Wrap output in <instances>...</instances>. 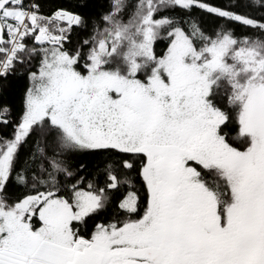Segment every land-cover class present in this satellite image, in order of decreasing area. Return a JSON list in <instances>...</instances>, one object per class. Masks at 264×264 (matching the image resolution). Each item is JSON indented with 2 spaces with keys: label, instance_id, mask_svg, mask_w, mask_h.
Segmentation results:
<instances>
[{
  "label": "snow or ice",
  "instance_id": "6c2138e0",
  "mask_svg": "<svg viewBox=\"0 0 264 264\" xmlns=\"http://www.w3.org/2000/svg\"><path fill=\"white\" fill-rule=\"evenodd\" d=\"M0 264H264V0H0Z\"/></svg>",
  "mask_w": 264,
  "mask_h": 264
},
{
  "label": "trees",
  "instance_id": "16d2710c",
  "mask_svg": "<svg viewBox=\"0 0 264 264\" xmlns=\"http://www.w3.org/2000/svg\"><path fill=\"white\" fill-rule=\"evenodd\" d=\"M46 2L49 6L52 7H55L56 5H63L66 8H70L74 3H77L78 0H46ZM80 2H82V0H80ZM93 2H96V0H93ZM215 2L222 3L225 2V0H215ZM208 23L209 26H211L214 22L209 20ZM23 86H24L23 80L13 79L10 82L7 98L9 99L10 102L14 104V106L19 104V97L23 89Z\"/></svg>",
  "mask_w": 264,
  "mask_h": 264
}]
</instances>
